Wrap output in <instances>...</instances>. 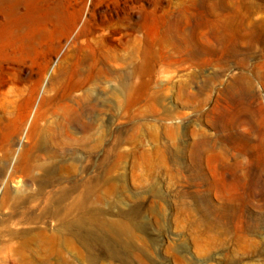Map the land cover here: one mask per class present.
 Listing matches in <instances>:
<instances>
[{"label": "rangeland", "instance_id": "obj_1", "mask_svg": "<svg viewBox=\"0 0 264 264\" xmlns=\"http://www.w3.org/2000/svg\"><path fill=\"white\" fill-rule=\"evenodd\" d=\"M56 11L90 34L65 39ZM29 13L50 68L21 142L0 147V264H264V0L17 4ZM79 59L96 60L95 102L55 152L33 124L62 114L68 100L49 101ZM248 74L258 98L242 111L227 93Z\"/></svg>", "mask_w": 264, "mask_h": 264}, {"label": "bare ground", "instance_id": "obj_2", "mask_svg": "<svg viewBox=\"0 0 264 264\" xmlns=\"http://www.w3.org/2000/svg\"><path fill=\"white\" fill-rule=\"evenodd\" d=\"M20 2H25L29 6H32L34 0H0V7L7 9L9 13L7 21L3 24L0 23V89L4 85V76L10 71L17 74L18 83L26 84L16 94H12L13 96L9 95L10 97H6L2 101L0 100V147L19 129H21V142L50 68V61L48 59L39 60L38 46L39 42L46 37V32L40 29L39 25H36L37 21L34 14L29 13L24 18H17L15 16V8ZM55 16L61 24L60 34L65 39L69 40L77 30L78 38H86L90 34L88 26L85 23L80 24L82 20L81 13L78 12L74 16L69 17L56 11ZM22 25L27 26L28 31L20 33L18 28ZM141 27L147 30L148 36L156 32L154 27L150 28L146 23L142 24ZM85 42L86 45H89V40ZM60 50L61 48L54 50L56 57L59 55ZM234 50L238 52L236 49ZM81 61H77L72 65L59 87L60 91L58 90V93H55L49 101L53 104L52 107L55 108L54 106L59 101L68 100V103L63 107L62 114L50 121L46 117L48 111L40 112L33 124L39 130L40 141L42 140L41 136H43L41 133L48 134L49 141L47 140V142L51 148L50 150L55 152L60 150L66 151L73 146L74 141L71 138L70 129L75 126L87 127L84 120L90 115L91 106L95 102L90 91L85 90V87L92 78L93 73L99 72L96 68V60H93V65H90V67L87 64L83 65ZM240 63L245 67V60H242ZM143 68L144 62L139 64V69L142 70ZM256 68L259 70L260 67ZM258 70L255 73V77L257 80H263L264 75ZM250 79L249 74L246 75L240 80L239 85H237L238 82H236L237 84L235 83L238 86L236 90H229V93H227L231 94L232 101L241 107L242 111L247 106V102L258 98ZM125 81H127L126 75ZM122 90L123 93H127V82L123 83ZM56 115V112L52 113L51 118ZM39 123L40 125H38ZM45 140L43 141L46 142Z\"/></svg>", "mask_w": 264, "mask_h": 264}]
</instances>
